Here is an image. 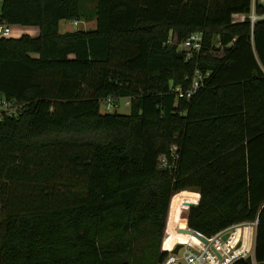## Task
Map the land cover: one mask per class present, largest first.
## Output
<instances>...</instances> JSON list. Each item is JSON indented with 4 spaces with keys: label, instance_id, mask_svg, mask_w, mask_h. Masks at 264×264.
Listing matches in <instances>:
<instances>
[{
    "label": "trees",
    "instance_id": "obj_1",
    "mask_svg": "<svg viewBox=\"0 0 264 264\" xmlns=\"http://www.w3.org/2000/svg\"><path fill=\"white\" fill-rule=\"evenodd\" d=\"M0 1V24L39 29L0 37V97L21 106L0 113V264H159L185 190L195 232L257 222L264 264V21L235 20L252 0H98L95 28L65 32L80 0Z\"/></svg>",
    "mask_w": 264,
    "mask_h": 264
},
{
    "label": "built area",
    "instance_id": "obj_2",
    "mask_svg": "<svg viewBox=\"0 0 264 264\" xmlns=\"http://www.w3.org/2000/svg\"><path fill=\"white\" fill-rule=\"evenodd\" d=\"M261 2H264V0H252L250 14L236 16L235 20L245 21L248 19L254 25L259 20L264 19V12L258 10L261 7ZM80 23L81 21L77 19L72 21L75 27ZM0 37H12V27L0 24ZM204 44L205 34L203 31H199L191 34L181 42L178 45V49L185 53L186 60L189 61L201 53ZM221 45L219 39L216 46L220 47ZM209 76L210 72L196 70L188 88L172 86L171 91L176 94L178 99H191L203 88ZM126 100L127 104L130 105V100ZM103 104H106L107 113H112L111 111L119 106L115 105L112 97L106 99ZM20 109L21 106L16 101H10L0 97V113L12 116L18 114ZM160 167H167L166 157L161 158ZM251 225L252 223L238 224L212 237H207L200 233L201 236L208 239V243H205L202 238L195 236L197 240L191 239L189 243L183 244V247L176 254L174 250L180 244L178 241H175L168 248H165L163 244L162 250L167 253V256L159 264H234L241 259H246L249 255H252V249L250 247V241L252 239L253 248V234L250 230ZM226 233H229L230 236L227 240H224L223 237Z\"/></svg>",
    "mask_w": 264,
    "mask_h": 264
},
{
    "label": "rangeland",
    "instance_id": "obj_3",
    "mask_svg": "<svg viewBox=\"0 0 264 264\" xmlns=\"http://www.w3.org/2000/svg\"><path fill=\"white\" fill-rule=\"evenodd\" d=\"M97 1L98 0H80V2H81V14L83 16L82 22L77 27H75L72 24V21H63L61 23V26H60L61 31L65 32V31H70V30L74 31V30H87L88 28L92 29L94 27L95 21H93V20L87 21L86 19L87 18H93V17L95 18V14L97 12ZM1 10H2V2L0 1V12H1ZM37 32H38V29L35 27H23V26L12 27V36L13 37H20V36L25 35V34H28L31 36H37ZM119 57H121V56L115 57L114 61H117ZM101 111H102V113H107L106 104L102 105ZM130 111H131V108H130V105L127 104V100L121 99V101L119 102V106L114 108L111 112L112 113L118 112L120 114H129ZM192 192L194 193L195 191H192ZM177 194H181V193H177ZM177 194H176V196H177ZM173 198H174V196H173ZM191 205H193V202L182 204V209H180L182 211L180 219L185 220V218H187L188 210H189V207ZM170 215H171V207H170L168 219H170ZM170 220H168V226H167L168 231L166 230L164 240L167 239L166 234H168V236L170 238V234H173L174 236L176 235V233L174 232V229L182 228L180 226V223L179 224L174 223V222H171ZM169 238H168V240H169ZM177 238H175V239H177ZM175 239H172L171 241L173 242V240H175ZM166 242H165V244L167 245ZM250 247L252 249L251 253H253L252 239L250 241Z\"/></svg>",
    "mask_w": 264,
    "mask_h": 264
},
{
    "label": "water",
    "instance_id": "obj_4",
    "mask_svg": "<svg viewBox=\"0 0 264 264\" xmlns=\"http://www.w3.org/2000/svg\"><path fill=\"white\" fill-rule=\"evenodd\" d=\"M260 6L264 8V2H261V3H260ZM262 21H264V19L259 20V22H262ZM171 201H172V200H171ZM198 203H199V202H197V203H193V205H194V204H198ZM170 205H171V204H170ZM191 206H192V205H191ZM169 212H170V208H169ZM168 217H169V216H168ZM187 221H188V218H187ZM167 224H168V220H167ZM166 230H167V227H166ZM166 230H165V233H166ZM177 231H178V233H181V234H190V235L198 236V237L202 238V240H203L205 243H208V239L205 238V237H203V236H201L200 233L195 232L193 229H191V228L189 227V225H188V222H187V226H186V228H178ZM229 236H230V234H229V233H226V234L224 235L223 239H224V240H227V239L229 238ZM182 247H183V244H178L177 247H176L175 250H174V253H175V254L178 253L179 250H180ZM246 262H247L248 264H258V263L256 262L255 253L252 254V255H249V256L246 258Z\"/></svg>",
    "mask_w": 264,
    "mask_h": 264
},
{
    "label": "crops",
    "instance_id": "obj_5",
    "mask_svg": "<svg viewBox=\"0 0 264 264\" xmlns=\"http://www.w3.org/2000/svg\"><path fill=\"white\" fill-rule=\"evenodd\" d=\"M0 15H1V12H0ZM81 22H82V20H80ZM96 27V21H95V23H94V27L93 28H95ZM92 28V29H93ZM38 29V28H37ZM88 29H90V28H88ZM70 31H72V30H70ZM75 31V30H74ZM39 34V29H38V32H37V35ZM193 190H185V191H183V192H179V193H185V192H190L191 194H197V195H199L198 196V200H193V199H191V201H189V202H193V203H197V202H199L200 201V198H201V195H200V193L199 192H197V191H195L194 193L192 192ZM189 202H185V203H189ZM182 212V211H181ZM169 220V219H168ZM187 219L185 218V223H186V225H187ZM250 230L252 231V234H253V253L252 254H254L255 253V247H256V241H257V222H253L252 223V225L250 226Z\"/></svg>",
    "mask_w": 264,
    "mask_h": 264
},
{
    "label": "bare ground",
    "instance_id": "obj_6",
    "mask_svg": "<svg viewBox=\"0 0 264 264\" xmlns=\"http://www.w3.org/2000/svg\"><path fill=\"white\" fill-rule=\"evenodd\" d=\"M170 206H171V205H170ZM186 226H187V225H186ZM186 226H185V227H186ZM167 231H168V227H167ZM174 232L176 233V235H175L172 239H175V238H177V237H178V238L175 239V240H173V242L170 243L169 245H166L165 242H166V241L168 240V238H169L168 234H166V235H167V239L164 240V242H163L165 248L171 247L175 241H178L180 244H186V243H189L191 239H194V240L196 239V237H195L194 235H190V234H186V235H185V234L178 233L177 229H174ZM170 235H171V234H170ZM183 236H186V237H185L186 239H182ZM196 240H197V239H196Z\"/></svg>",
    "mask_w": 264,
    "mask_h": 264
}]
</instances>
